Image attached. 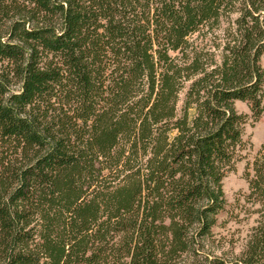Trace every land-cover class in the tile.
<instances>
[{"label": "trees", "instance_id": "1", "mask_svg": "<svg viewBox=\"0 0 264 264\" xmlns=\"http://www.w3.org/2000/svg\"><path fill=\"white\" fill-rule=\"evenodd\" d=\"M263 57L264 0H0V264H264Z\"/></svg>", "mask_w": 264, "mask_h": 264}, {"label": "rangeland", "instance_id": "2", "mask_svg": "<svg viewBox=\"0 0 264 264\" xmlns=\"http://www.w3.org/2000/svg\"><path fill=\"white\" fill-rule=\"evenodd\" d=\"M264 67V57L262 58ZM264 103V89H263ZM235 107L239 112L249 113L248 107L243 102H236ZM243 135L250 145L242 151V158L236 162L234 169L223 179V190L228 204V213L219 216L218 225L213 228L214 248L213 253L222 257H233L242 249L247 229L252 223V217L239 215L238 220L230 218L231 205L235 198L247 190L245 172L252 158L258 151L264 138V115L256 121L244 126Z\"/></svg>", "mask_w": 264, "mask_h": 264}]
</instances>
